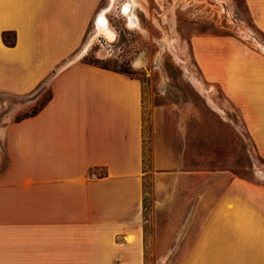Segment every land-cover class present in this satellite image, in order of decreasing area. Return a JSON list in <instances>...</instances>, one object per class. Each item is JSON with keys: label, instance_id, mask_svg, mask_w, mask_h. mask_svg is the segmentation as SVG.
<instances>
[{"label": "crops", "instance_id": "1", "mask_svg": "<svg viewBox=\"0 0 264 264\" xmlns=\"http://www.w3.org/2000/svg\"><path fill=\"white\" fill-rule=\"evenodd\" d=\"M102 1L0 0V93L51 92L0 118V264H264V183L231 176L202 195L200 221L145 220L142 83L78 56ZM244 2L264 33V0ZM190 43L264 158V54L210 33Z\"/></svg>", "mask_w": 264, "mask_h": 264}, {"label": "rangeland", "instance_id": "2", "mask_svg": "<svg viewBox=\"0 0 264 264\" xmlns=\"http://www.w3.org/2000/svg\"><path fill=\"white\" fill-rule=\"evenodd\" d=\"M135 1L130 25L124 8L131 0H103L99 11L107 8L103 14L114 35L97 34L91 25L78 56L84 62L126 69L142 83L145 220L160 225L200 221L212 204L201 214L202 195L215 198L231 176L264 183V158L238 106L202 76L190 40L216 34L264 54V33L253 24L244 0ZM48 95L46 84L25 96L0 93V118L26 105L15 116L21 118L40 108ZM153 150L160 152L158 161Z\"/></svg>", "mask_w": 264, "mask_h": 264}, {"label": "bare ground", "instance_id": "3", "mask_svg": "<svg viewBox=\"0 0 264 264\" xmlns=\"http://www.w3.org/2000/svg\"><path fill=\"white\" fill-rule=\"evenodd\" d=\"M135 3H136L135 0H131V2L126 3L125 8H124V11H128V12H126V15L128 17L130 25L134 24V22H133L134 14L131 12V10H132L131 7L135 6V5H133ZM106 11H107V8L103 11V13H105ZM103 13L98 15L99 16V23H98V25H96L97 26L96 32H97V34L101 33V34H103L109 38H112L114 33L110 29V27L108 26L107 20H106L105 15ZM100 22H102V23H100Z\"/></svg>", "mask_w": 264, "mask_h": 264}, {"label": "trees", "instance_id": "4", "mask_svg": "<svg viewBox=\"0 0 264 264\" xmlns=\"http://www.w3.org/2000/svg\"><path fill=\"white\" fill-rule=\"evenodd\" d=\"M3 37L5 38V34H3ZM87 63H90V64H93V65H96V66H99V67H101V68H105V69H109V70H113V71H117V72H120V73H124V74H126V75H128V76H131V77H133L131 74H130V72H128L126 69H118V68H115V67H113V66H111L110 64H106V63H94V62H87ZM45 83H43V84H41V86H39L38 88H40V87H42V85H44ZM49 89V88H48ZM51 98V92H50V90H49V95L47 96V98L45 99V101L41 104V106H40V108H38L37 110H35V111H33V112H31V113H29V114H25L23 117H21V118H18L17 120H19V119H22V118H25V117H28V116H32V115H34V114H36L45 104H46V102L49 100ZM242 177V176H241ZM244 178V177H243ZM245 179H248V180H250V181H253V180H251V179H249V178H245Z\"/></svg>", "mask_w": 264, "mask_h": 264}, {"label": "water", "instance_id": "5", "mask_svg": "<svg viewBox=\"0 0 264 264\" xmlns=\"http://www.w3.org/2000/svg\"><path fill=\"white\" fill-rule=\"evenodd\" d=\"M102 22H100V23H102ZM95 23H96V25H98V23H99V16L98 15L95 17Z\"/></svg>", "mask_w": 264, "mask_h": 264}, {"label": "built area", "instance_id": "6", "mask_svg": "<svg viewBox=\"0 0 264 264\" xmlns=\"http://www.w3.org/2000/svg\"><path fill=\"white\" fill-rule=\"evenodd\" d=\"M94 25H95V28H96V23H95V21H94ZM94 176V174H91V177H93Z\"/></svg>", "mask_w": 264, "mask_h": 264}]
</instances>
